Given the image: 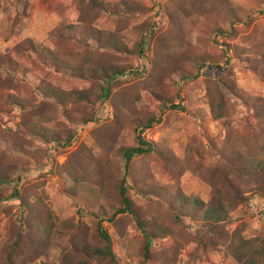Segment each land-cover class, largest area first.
I'll return each instance as SVG.
<instances>
[{"label": "rangeland", "instance_id": "374dc122", "mask_svg": "<svg viewBox=\"0 0 264 264\" xmlns=\"http://www.w3.org/2000/svg\"><path fill=\"white\" fill-rule=\"evenodd\" d=\"M136 1L147 9L145 14H101L92 27L115 35L132 51L140 39L141 27L158 14L157 34L143 59L102 49L89 55L78 42L79 32L76 42H61L55 31L73 0H0V58H10L19 66L15 70L0 66V169L15 167L18 172L13 180L21 178L19 182L1 184L0 195L9 196L16 186L32 208L29 212L16 200L1 203L0 257L21 223L25 230L31 228L32 237L45 242L34 252L24 245L10 264H108L83 255L75 246L82 242L100 246L94 215L102 206L111 216L115 205L113 185L122 171L117 150L133 146L135 139L129 124L116 120H121L119 112L108 102L61 108L38 97L39 82L89 94L94 93V85L58 73L41 57L16 51L26 40L55 50L76 64L98 61L145 73L123 77L113 90L138 96L135 102L128 98L132 102L127 104L130 113H156L161 98L171 102L167 106H184V112L165 111L159 124L141 134L156 151L135 158L128 175V196L140 220L148 231L160 230L146 264H236L228 252L230 241L211 248L212 239L197 234V230H203V215L191 218V202H182L183 207L176 202L182 198L222 206L231 215L226 227L229 236L241 229L244 237L264 238V197L259 193L264 180L253 177L255 162L264 157L259 149L264 141V0H228L236 20H229L232 28L220 20L217 24L227 34L216 38L211 34L214 27L210 22L214 19L190 17L181 12L176 0ZM181 33L190 45L213 59L207 64L221 69H203L185 82L175 76L158 75L151 65L156 38L176 44L182 41ZM223 50H228V63ZM151 91H157L160 99L154 98ZM14 99L27 101L30 107L18 106ZM116 102L126 103L119 95ZM92 113L94 123H80L82 117ZM214 114L222 117L215 118ZM25 125L33 132L38 127L56 133L71 131L74 136L68 143L45 141L26 132ZM96 131L108 139L106 150L96 145ZM229 144L240 157L229 159ZM82 147L94 160L105 161L110 174L105 179V195L98 196L97 188L91 187L93 176L91 183L76 185L64 171ZM48 217H52L53 225L45 227ZM102 229L111 239L118 264H142L143 234L131 217L118 216L113 224L103 223Z\"/></svg>", "mask_w": 264, "mask_h": 264}, {"label": "trees", "instance_id": "16d2710c", "mask_svg": "<svg viewBox=\"0 0 264 264\" xmlns=\"http://www.w3.org/2000/svg\"><path fill=\"white\" fill-rule=\"evenodd\" d=\"M176 3L180 5L182 13L190 16L201 18L202 16H208L207 19H214V22H210L213 25L214 30L211 34L214 38L227 34L217 23L220 20L227 21L232 28V19L236 20V17L230 9L228 0H176ZM203 11H206L202 14ZM147 12V9L139 4L136 0H120L119 3H114L111 0H73L72 6L64 13L63 21L55 31L56 37L64 43L76 42L75 35L80 33V42L85 49V52L89 55L97 54L100 49L119 53L124 56H137L139 59L144 58L145 49L150 46L151 41L155 38L156 32V14L152 21L147 22L141 27V35L139 41L135 44L133 50H128L127 47L120 41L118 37L110 34L109 32H103L96 30L92 27V24L101 14H109L112 16H130L136 17V15H143ZM202 14V15H201ZM214 23V24H213ZM182 41L174 44L166 39L157 40L156 48L151 65L158 75L165 77H178V80L185 82L191 80L203 69H221L218 66L207 64L210 60H213L206 54L200 53L186 40L185 36L179 34ZM228 47V46H226ZM95 48L96 51H92ZM21 51L23 54L36 55L39 58L48 61L52 67L58 73H61L67 77L74 78L77 80L93 83L94 93L89 94L88 92H67L39 82L37 85V96L42 97L43 100L53 101L57 103L61 108H66L69 105L93 103V104H105L106 102L113 105V107L119 112L121 117L116 119L118 122H126L129 124L134 132L135 139L133 146H122L119 147L117 152L122 162L121 176L116 183L113 185L115 205L113 206L111 216H108L107 211L104 207L99 206L97 213L94 217L97 219V226L95 228L96 237L100 242V246H92L82 242L78 247L80 253L83 255H91L95 259H100L108 264H118L116 256L112 252V242L107 232L102 229L103 223L113 224L114 220L118 216L128 215L135 222L136 226L142 231L143 243L140 249L142 264H146L151 260V247L153 240L158 237L159 231L153 230L148 231L140 220L131 199L128 196V175L131 168V163L135 158L145 157L152 155L156 150L153 144L148 143L143 137L142 133L145 130L151 129L154 125L159 124L162 121V116L165 111H185L182 104L175 106L169 103V100L160 99L157 91H151L154 98L160 99L161 105L157 107L156 113L144 112L137 114L129 110L127 104H132L129 97H132V101L135 102L139 98L135 94L125 93L124 90L114 93L113 90L119 84L121 79L127 75H133L139 77L145 73H140L137 70H132L129 67H121L118 65H104L98 61H91L90 63H84L83 65L73 63L67 58H62L58 55L55 50L48 47L37 46L33 41L26 40L17 46L16 51ZM228 50H223L225 55L226 63H228L227 53ZM64 57V56H63ZM87 62V61H86ZM210 63V62H209ZM5 65L6 68L15 70L19 66L10 58H0V66ZM128 70V71H127ZM120 96L126 103L120 104L116 102V97ZM14 104L21 107H30L29 102L14 99ZM215 118H220L222 115L214 114ZM81 124L88 126L94 123L93 113L89 116L82 117L80 120ZM263 125V138L264 139V123ZM26 132L32 133L39 136L42 140L48 141L53 140L57 142L66 141L67 143L74 136V132L65 131L62 133H56L54 131L45 130L42 128H35V132L27 129V126H23ZM95 134L96 145L104 148L108 145V139L102 138V134ZM260 145V151L264 152V141ZM232 150V144H229ZM239 156L238 152L232 150L229 154V159H237ZM105 161L100 162L93 159L88 154V150L83 148L74 154L64 167V171L71 177L74 183L88 182L91 183V176L94 181L91 187H96L98 192L97 195H105L107 186L105 179L110 176L107 169L104 167ZM102 164V165H101ZM255 172L253 177L264 180V157L255 162ZM101 168V169H100ZM18 169L15 167H9L6 170L0 169V185L5 183L19 182L21 178L16 177L13 180V176L17 174ZM259 193L264 197V182L262 188L259 189ZM20 191L15 186L12 193L9 196L0 195V205L2 202L16 200L23 203L30 212L28 202L23 197ZM26 195V194H25ZM106 197L103 196V199ZM247 200H243V203H247ZM181 206L182 202H191L192 212L189 216L194 217L202 214L204 221L201 226L203 230H197V234H207V239L211 240V248H214L216 244L228 243V252L230 257L236 264H264V238H247L242 234V230L238 229L234 231L231 236L226 232V227L229 225V217L231 215L222 206H212L211 202L207 204L199 201L198 199H185L177 200ZM177 220V219H176ZM49 224L45 227L52 226V217H48ZM25 224L21 223L17 231L8 239L5 246L1 250L0 263L10 264L14 259L15 255L25 245L28 250L34 252L36 248L42 246L43 240L36 239L29 234L32 231L31 228L25 230ZM64 229H71L64 227ZM231 239V240H229ZM218 240V241H217ZM41 243V244H40ZM74 247V248H75ZM43 255V252H42Z\"/></svg>", "mask_w": 264, "mask_h": 264}]
</instances>
